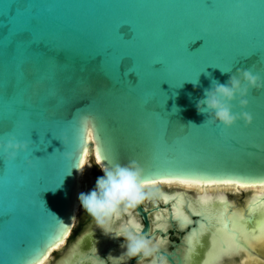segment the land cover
Listing matches in <instances>:
<instances>
[{
	"label": "water",
	"instance_id": "obj_1",
	"mask_svg": "<svg viewBox=\"0 0 264 264\" xmlns=\"http://www.w3.org/2000/svg\"><path fill=\"white\" fill-rule=\"evenodd\" d=\"M25 31L31 41H18L14 51L9 37ZM237 69L264 79V0H0V121L9 124L0 145L9 135L29 145L11 161L0 149V264H36L53 232L66 240L87 149L96 163L99 151L107 166L137 161L146 186L232 180L260 187L264 89L250 90L244 109L232 102L234 113L252 115L247 127L242 120L229 128L204 122L196 109L213 80L225 83ZM160 185L153 187L168 208L156 227L166 229L173 218L185 235L176 251L157 257L224 264L245 252L260 256L252 242L264 232V206H257L264 193L248 196L246 203L250 197L256 203L242 208L228 194L200 201L198 191L172 197ZM135 209L145 221L140 233L148 236L147 214L141 205ZM155 232L162 233L155 229L150 237ZM90 235L105 244L111 229L105 235L94 227ZM124 251L113 255L121 259ZM77 256L76 247L60 264H83Z\"/></svg>",
	"mask_w": 264,
	"mask_h": 264
},
{
	"label": "clouds",
	"instance_id": "obj_2",
	"mask_svg": "<svg viewBox=\"0 0 264 264\" xmlns=\"http://www.w3.org/2000/svg\"><path fill=\"white\" fill-rule=\"evenodd\" d=\"M224 73L222 71V74ZM193 83L195 86L198 81ZM253 89H264V79L248 69H237L225 83L217 80L211 82L210 87L204 90L202 98L196 102L197 112L206 115L204 122L207 123H219L224 128H229L237 120H242L247 127L252 123V115L243 110L234 113L232 102L237 101L241 109L246 108L248 100L245 97ZM192 125L195 124L189 122L187 127ZM179 126L185 128L183 124ZM28 147V142L17 141L11 135L0 145L5 161L14 160L18 152H24ZM26 163L30 164L31 161ZM97 166L103 175L97 177L91 191L78 195V201L81 209L92 218L96 227L102 229L105 235H109V225L114 217L136 208L146 200L154 199L158 193L144 184L143 169L135 160H130L124 165L114 163L110 166L97 161ZM77 170L83 172L82 168ZM115 236L123 238L121 247L128 258L151 257V264H162L161 259L156 256L157 246L145 235L126 229Z\"/></svg>",
	"mask_w": 264,
	"mask_h": 264
},
{
	"label": "flooded vegetation",
	"instance_id": "obj_3",
	"mask_svg": "<svg viewBox=\"0 0 264 264\" xmlns=\"http://www.w3.org/2000/svg\"><path fill=\"white\" fill-rule=\"evenodd\" d=\"M95 164L97 166L96 162ZM98 173L100 176L103 175L100 169L98 170ZM92 179H95V182H96V178H94V175L93 177L90 176L88 180L84 179V182H88L89 184H91ZM159 184H161L160 186L163 189V193L171 195V196L177 193L178 191H198V193H201L204 191L203 189L197 186L187 187L185 185L177 184V183H166L163 185L162 183H159ZM159 184L156 183L152 185H147V187L150 189L154 188L158 194L154 199L146 200L140 205L143 211H145L147 214V222L149 224V234L146 237H148L149 239L153 241V243L157 246L158 251L170 253L173 249H175L176 251V242L180 243L181 238H183L182 240H184L185 231L183 232L179 230L178 223L173 218L171 222H169V220L167 219L166 229L163 230V229H160L159 227H156V217L166 219V215H167L166 211L168 208L164 205V200L162 201V199L160 198V194H159V191H157V188L153 187ZM177 186H180V188ZM219 190L222 191L223 188H217V189L214 188V189H209L208 191L215 193L216 191H219ZM228 190L230 191H225L226 197H227V194L229 196L228 201L231 202L235 200V203L238 207L244 208V205L246 206V204L250 201L248 200V202L246 203V199L248 198V196L252 194V190H244L240 188L239 190L242 192V194L246 192V194L241 195L240 198H238L239 194H237L238 193L236 191L237 189H233L230 187ZM232 190H235L234 191L235 193H232L231 192ZM174 200H172V202H174ZM131 218L134 219L133 222L130 221ZM131 223H135L136 225H131ZM144 226H145V221L142 215H140L136 211L135 208L130 209L126 212H122L119 216L114 217L110 222L109 228L111 229V236L108 239V241L105 244H103L104 243L103 242L101 245H97L98 242H96L95 238L92 239L93 236L90 235V232H92L93 228L96 227V225L94 221L92 220V218L87 213H85L81 209V207H79V211L77 212L76 219L72 225V228L68 234V237L59 247H57L50 253L45 264H60L61 262H64L65 258L69 256L76 247L82 252V256L81 257L77 256L75 260L77 261L81 260L83 264H87L91 260L94 262V264H146V263H149L152 261L151 257L149 258L140 257L139 259H135V258H128L124 254L121 259H117L113 255V253H115L118 249L120 250L124 249L121 247L123 243V238L116 237L115 236L116 234H120L126 229L140 233L141 229ZM155 229L161 230L162 233L159 234L155 232L153 237H150V234H152L155 231ZM235 237L236 236L234 235L233 237L234 240H235ZM159 241H163L162 245L160 246L157 245ZM238 242L241 243L239 239H238ZM173 243H175V245H173ZM94 244H96L98 247L96 251H94L95 249L93 250ZM180 250H182V248H180ZM178 252L181 254L183 258L184 257L183 252L182 251H178ZM248 254L250 255V257H253L255 260L261 262L259 264H263L262 262L264 261L260 258V256L258 255L256 256V254L252 252L243 253V260L244 258H246V256H248ZM243 260L240 259V260H236V261H232V262H228L224 264H241ZM161 261H162V264H169V262L165 258H162ZM72 264H75V261L72 262Z\"/></svg>",
	"mask_w": 264,
	"mask_h": 264
},
{
	"label": "snow or ice",
	"instance_id": "obj_4",
	"mask_svg": "<svg viewBox=\"0 0 264 264\" xmlns=\"http://www.w3.org/2000/svg\"><path fill=\"white\" fill-rule=\"evenodd\" d=\"M31 35L28 32H16L14 34H12L9 37V46L13 48V50L15 51L16 47H17V42L20 41L21 43H26L28 41H31ZM120 66V64H119ZM23 74L21 73V75L19 76V80H23ZM17 83L18 81H14L12 84H10L8 86V95L11 97L16 90L17 87ZM0 94H4V90L0 89ZM9 124L6 121H0V134H7V130H8ZM88 134L91 135V129L88 130ZM85 154H87V152L85 151ZM96 159L99 161L101 159V155L99 153V151L96 154ZM80 166H83V160L80 161ZM163 183H173L174 181L171 180H165L162 181ZM178 182L180 184H186L189 186H197V187H204V186H213L216 184H224V185H232L235 184L238 187H246L248 186L245 183L242 182H237V181H232V180H209V181H197V180H179V181H175ZM146 182H144L145 184ZM151 183H156V181H152ZM261 188H264V180H261L258 182ZM67 230H65L66 232ZM52 242L44 249V251L38 256L37 259H35L36 264H43V257L45 256V254L48 252L49 248L53 245H57L59 243H62L64 238H65V234L64 233H60L57 234L56 232H53L51 237Z\"/></svg>",
	"mask_w": 264,
	"mask_h": 264
},
{
	"label": "bare ground",
	"instance_id": "obj_5",
	"mask_svg": "<svg viewBox=\"0 0 264 264\" xmlns=\"http://www.w3.org/2000/svg\"><path fill=\"white\" fill-rule=\"evenodd\" d=\"M86 152H87V154H84L83 166L81 167L83 169V172H80L79 175H78L79 188H78V192H77L76 203H75V206H74L75 214L79 211V207H80L79 201H78V195L81 192H85V193L87 191L89 192L88 184H87V182H84V180H83L84 171L87 168L86 158L88 156V149H87ZM177 184H180V183H177ZM182 185H185V186L189 187V185H186V184H182ZM230 187L233 188V189H237V190H239L240 188H242L244 190H252V196L255 193L256 196H257V199L260 198V196H262L263 193H264V188H261V187H238L236 185L216 184V185H213V186L199 187V188L204 190L203 192L198 193L200 201H207V200L225 198L226 197L225 191H227V189H229ZM214 188L215 189L223 188V190L222 191H220V190L216 191L215 193L208 191L209 189H214ZM249 200L250 201L246 204V208H250V203H256V199H251V197H250ZM257 206H264V201L263 202H257ZM74 221H75V219L72 221V225H73ZM252 244L254 245L255 249L257 250V252L261 256L260 258L264 261V232H263L261 241L260 242H252ZM47 258L44 259L43 264H45ZM256 258H258V257H256ZM259 263H261V262L255 260L253 257H250V255L248 254V256H246V258H244V260H243V262L241 264H259Z\"/></svg>",
	"mask_w": 264,
	"mask_h": 264
},
{
	"label": "rangeland",
	"instance_id": "obj_6",
	"mask_svg": "<svg viewBox=\"0 0 264 264\" xmlns=\"http://www.w3.org/2000/svg\"><path fill=\"white\" fill-rule=\"evenodd\" d=\"M86 163H87V168H86V170L84 171V178H83V180L84 179H86V177H85V174H87V173H89V172H92V171H96V173H97V176L99 177L100 175H99V173H98V168H97V166H96V164H95V162H94V159L92 158V156H91V154H89L88 156H87V158H86ZM235 190H232V192H234ZM238 193L237 194H239L238 195V198H240L241 197V195H245L246 194V192L244 193V194H242V192L239 190H236ZM235 193V192H234ZM241 193V194H240ZM248 193V192H247ZM263 264H264V262H262Z\"/></svg>",
	"mask_w": 264,
	"mask_h": 264
}]
</instances>
